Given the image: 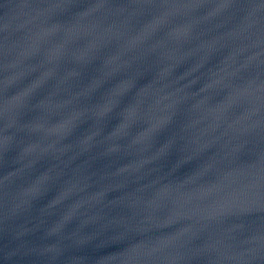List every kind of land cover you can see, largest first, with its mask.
Segmentation results:
<instances>
[{
	"label": "water",
	"instance_id": "95a60500",
	"mask_svg": "<svg viewBox=\"0 0 264 264\" xmlns=\"http://www.w3.org/2000/svg\"><path fill=\"white\" fill-rule=\"evenodd\" d=\"M264 235V0H0V264H242Z\"/></svg>",
	"mask_w": 264,
	"mask_h": 264
}]
</instances>
